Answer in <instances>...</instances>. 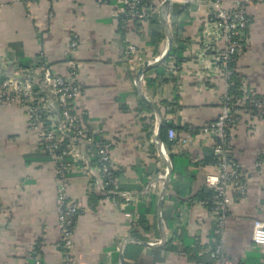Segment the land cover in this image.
<instances>
[{"label": "crops", "instance_id": "obj_1", "mask_svg": "<svg viewBox=\"0 0 264 264\" xmlns=\"http://www.w3.org/2000/svg\"><path fill=\"white\" fill-rule=\"evenodd\" d=\"M219 2L225 11L236 2L245 6L250 26L234 71L248 97L264 100V0ZM210 4L189 0L165 23L161 5L153 0L144 6L143 21L125 19L109 0H0V75L9 77L14 66L31 70L37 87L42 65L65 79H71L74 69L82 90L77 110L83 128L112 144L119 193L132 198L128 204L121 198L107 201L94 153L84 151L79 140L66 139L64 145L71 147L64 159L68 198L79 208L74 264H119L121 254L123 264L210 263L206 252L215 244V218L195 196L216 167L204 164L214 142L201 129L218 117L226 89L218 66L208 75L212 56L199 62L205 33L215 39L212 51L224 45L210 22ZM167 34L176 57L147 71L138 85L139 68L164 54ZM72 37L78 43L74 51L69 49ZM130 45L134 51L127 54ZM46 95L43 99L57 120L56 103ZM246 108L231 132L230 150L243 172L247 195L232 198L227 207L225 252L219 264H264V248L252 243L253 223L264 221V164L258 165L264 159V116H255L251 104ZM157 112L162 126L171 124L176 134L172 141L165 133L167 146L160 135L161 148L155 141ZM187 136L191 141L183 143ZM166 161L171 174L161 211L165 239L159 246L157 204L163 183L157 178L167 170ZM56 195L54 165L22 109L0 107V264H63ZM140 218L147 231L137 229V238L132 230ZM127 238L154 246L126 243Z\"/></svg>", "mask_w": 264, "mask_h": 264}, {"label": "built area", "instance_id": "obj_2", "mask_svg": "<svg viewBox=\"0 0 264 264\" xmlns=\"http://www.w3.org/2000/svg\"><path fill=\"white\" fill-rule=\"evenodd\" d=\"M40 1V0H35ZM116 4L124 13V18L129 21H143L146 18L144 6L152 0H109ZM161 5L165 0H153ZM188 3L189 0H174ZM173 1V2H174ZM211 17L210 22L219 32L223 41V47L218 51L217 61L219 74L223 77L226 89L221 100L220 113L216 120L201 129V133L212 136L214 146L213 155L216 157V170L214 173L205 175V187L212 191L210 200L201 204L207 207L215 218L214 247L206 252L210 263L197 262V264H219L224 258L225 245V219L227 207L231 199L242 200L247 195V186L243 172L231 155L232 130L235 127L240 110H247V104H251L255 116H264V100L247 96L244 88L239 89L241 97L228 93L229 79L234 70L239 56L244 50L247 40V32L250 19L247 16L243 3L236 2L231 11L221 8L219 0H210ZM254 1V0H251ZM258 2L259 0H255ZM78 46L72 37L69 49L74 51ZM130 45L127 54L133 52ZM2 67V68H1ZM4 65L0 64V69ZM41 80L37 87L32 82V77L26 76L20 79L24 72L17 66L13 67V75L2 77L0 75V107L18 106L22 109L26 118L28 128L37 134L43 152L50 157L54 165V180L57 189L55 199V212L57 226L60 234V248L63 252V264H74L73 241L74 226L79 214L77 204L68 198L69 179L68 168L64 163L66 156L71 154V147L65 146L67 138H75L81 143L83 150L93 152L96 158V175L102 192L105 193L107 201L121 198L125 204L132 201L131 197L121 196L119 193L118 180L111 167L112 144L104 140H96L93 135L88 134L83 128L82 115L77 110V102L81 97V86L74 80V69L71 79L59 77L51 72L47 66H41ZM29 77V78H28ZM13 80L21 81L13 83ZM22 81H25L22 83ZM51 95L56 103L59 117L54 120L52 110L43 99ZM44 95V96H43ZM249 114V112H247ZM169 140H175L176 134L172 129L167 131ZM187 136L183 143L189 142ZM86 163V161H84ZM264 159L258 165H263ZM166 174V173H165ZM159 175L158 180L164 177ZM156 183L152 184L155 188ZM126 217H129L126 215ZM252 243L256 248H264V221L256 220L253 223ZM36 264H39L37 261Z\"/></svg>", "mask_w": 264, "mask_h": 264}, {"label": "water", "instance_id": "obj_3", "mask_svg": "<svg viewBox=\"0 0 264 264\" xmlns=\"http://www.w3.org/2000/svg\"><path fill=\"white\" fill-rule=\"evenodd\" d=\"M173 1L174 0H165L161 4V14L163 17V22H165V23L167 21V17L169 16V14L177 15V14H179V11L184 7V4H181L177 1H174V2ZM217 35H219V32H217ZM167 39H168V46H167V49L164 52V54L158 60L153 62L152 64L144 63L143 66H141L139 68V71L137 73L138 85H139V78L143 74H145L147 71L159 66L168 57L170 50L172 48V37L170 34H167ZM214 43H215V39L212 38V36L208 35V33H205L203 35V37L201 38L200 43H199L200 48L203 49V51L201 52V58H200L199 62L202 63L205 57H209V55L212 56V58L209 60V63L211 64V67L209 68V71H208L209 76L212 75L213 69L216 68L219 64L217 61L218 52L211 50V47H213ZM156 114H157V116H159L158 118H160V114L158 112ZM159 122L160 123H159L158 129H157L156 134H155V141L157 142V147L161 148L160 135H161V128H162V118L159 119ZM166 166H167L166 174H165L164 179L162 180L163 188H162V191L160 193L158 204H157L158 226H159V231L161 234V244H158L159 246L162 245V243L164 242V239H165L164 232H163V223H162V219H161V211H162V206H163V203L165 201V198H166V195L168 192V185L170 182L171 164L169 161H166ZM125 242L126 243H137V244H139L141 246H145V247L154 246V245L144 243L142 241H138V240L131 239V238H127V240ZM125 242L121 246V252H122V249H123ZM119 264H123L122 254L119 257Z\"/></svg>", "mask_w": 264, "mask_h": 264}, {"label": "trees", "instance_id": "obj_4", "mask_svg": "<svg viewBox=\"0 0 264 264\" xmlns=\"http://www.w3.org/2000/svg\"><path fill=\"white\" fill-rule=\"evenodd\" d=\"M150 4H151V1L150 2L148 1V2L145 3V6L149 7ZM154 38H155V34H153V39ZM180 50L182 51V49H179V50H177V52L179 53ZM175 53H176V50L172 49L170 51V53H169V55H168L166 60L169 61V60L174 59L176 57V54H177V53L176 54ZM180 59H182L181 55H180ZM178 60H179V58H178ZM234 67H233V65L232 66L230 65V69L234 70L235 69ZM240 88H241V86H240V83H239L238 76H237V74H235V71H233L231 76H230V79H229L228 93L232 94V95H235V96H237L239 98V97H241V94H239V89ZM169 129H173V126L171 124H165L164 123L163 126H162V131H161L162 132L161 140L166 146L170 144L168 142V140H167V137L165 136V133ZM216 163H217V160H216V157L213 154L210 155L204 162V164H212V165L213 164L215 165ZM211 196H212V191L204 187L196 194L195 199L202 203L204 201L210 200ZM207 208H209L208 205H207ZM137 229L140 230V231H144V232L147 231L146 224L143 221V218H140L138 220L137 227L133 228V230H132V235L136 236L137 238H140L138 236L139 231ZM197 244H199V242H197ZM197 247H198V245H197ZM197 247H196V249H197ZM208 262H211V261L209 260Z\"/></svg>", "mask_w": 264, "mask_h": 264}, {"label": "rangeland", "instance_id": "obj_5", "mask_svg": "<svg viewBox=\"0 0 264 264\" xmlns=\"http://www.w3.org/2000/svg\"><path fill=\"white\" fill-rule=\"evenodd\" d=\"M13 75V74H12ZM26 76H30V77H32V72H31V70H29V73H28V71L27 72H24V74H23V76H20V79L21 80H24L25 78H27ZM29 78V77H28ZM18 82H21V81H16V80H13V83L15 84V83H18ZM25 81H22V83H24ZM165 172L166 171H164L163 173L165 174ZM161 174L162 176H164V174ZM157 179H159V178H157ZM157 182H162V180H158Z\"/></svg>", "mask_w": 264, "mask_h": 264}, {"label": "bare ground", "instance_id": "obj_6", "mask_svg": "<svg viewBox=\"0 0 264 264\" xmlns=\"http://www.w3.org/2000/svg\"><path fill=\"white\" fill-rule=\"evenodd\" d=\"M164 174V173H163Z\"/></svg>", "mask_w": 264, "mask_h": 264}]
</instances>
